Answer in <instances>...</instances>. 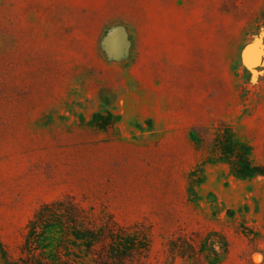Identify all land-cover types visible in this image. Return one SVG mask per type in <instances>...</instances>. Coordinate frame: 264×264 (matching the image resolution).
<instances>
[{
  "label": "rangeland",
  "instance_id": "1",
  "mask_svg": "<svg viewBox=\"0 0 264 264\" xmlns=\"http://www.w3.org/2000/svg\"><path fill=\"white\" fill-rule=\"evenodd\" d=\"M67 197L49 262L264 264V0H0V264Z\"/></svg>",
  "mask_w": 264,
  "mask_h": 264
},
{
  "label": "trees",
  "instance_id": "2",
  "mask_svg": "<svg viewBox=\"0 0 264 264\" xmlns=\"http://www.w3.org/2000/svg\"><path fill=\"white\" fill-rule=\"evenodd\" d=\"M228 139L232 140V137L229 135ZM222 149H225V152L229 151L227 146H223ZM262 172L260 171L261 174ZM26 230L25 240L21 246L24 255L19 260L22 263L13 261L5 255L4 264H59L60 258L49 262L44 252L36 253L37 250L46 247L45 244L51 234L59 235V243L73 235L77 241L82 240L89 248L96 241L95 229L87 225L85 210L71 197L42 203L30 219Z\"/></svg>",
  "mask_w": 264,
  "mask_h": 264
},
{
  "label": "bare ground",
  "instance_id": "3",
  "mask_svg": "<svg viewBox=\"0 0 264 264\" xmlns=\"http://www.w3.org/2000/svg\"><path fill=\"white\" fill-rule=\"evenodd\" d=\"M250 57V56H249ZM253 60V59H252Z\"/></svg>",
  "mask_w": 264,
  "mask_h": 264
}]
</instances>
